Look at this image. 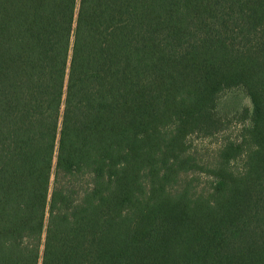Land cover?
Masks as SVG:
<instances>
[{
	"label": "trees",
	"instance_id": "trees-1",
	"mask_svg": "<svg viewBox=\"0 0 264 264\" xmlns=\"http://www.w3.org/2000/svg\"><path fill=\"white\" fill-rule=\"evenodd\" d=\"M0 264H264V0H0Z\"/></svg>",
	"mask_w": 264,
	"mask_h": 264
},
{
	"label": "rangeland",
	"instance_id": "rangeland-1",
	"mask_svg": "<svg viewBox=\"0 0 264 264\" xmlns=\"http://www.w3.org/2000/svg\"><path fill=\"white\" fill-rule=\"evenodd\" d=\"M251 110L250 100L241 88L223 90L218 94L213 113L217 129L210 134L194 133L186 140L189 152L204 169L211 167L225 143L241 140L244 129L250 126ZM238 167L239 162L236 164V168ZM191 177L195 179L194 185L199 189L207 188L213 181L210 176L200 172Z\"/></svg>",
	"mask_w": 264,
	"mask_h": 264
}]
</instances>
